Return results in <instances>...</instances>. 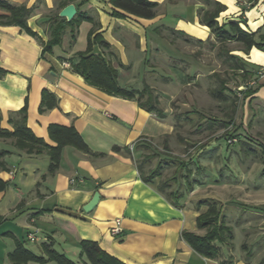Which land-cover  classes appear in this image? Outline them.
I'll list each match as a JSON object with an SVG mask.
<instances>
[{
	"label": "crops",
	"instance_id": "crops-1",
	"mask_svg": "<svg viewBox=\"0 0 264 264\" xmlns=\"http://www.w3.org/2000/svg\"><path fill=\"white\" fill-rule=\"evenodd\" d=\"M9 1L26 5L32 12L27 27L0 24V67L6 71L0 75V125L14 130L10 117L26 105L27 123L36 136L56 146L50 126L74 127L94 154L64 145L58 168L50 171L49 153H28L16 147L12 139L0 138V178L5 182L0 190V264H14L11 254L18 245L44 258L21 264H58L49 257V250L80 264L87 260L82 255L85 240L97 242L125 264H222L197 252L183 237L186 230L202 233L197 217L207 207L197 203L211 197L202 189L211 185L212 178L201 173L202 149L196 156L191 153L199 159L184 162L185 168L192 170L190 177L178 174V163L183 161L173 154L184 148L183 141L176 140L180 137L177 124L171 119L172 110L164 104L168 97L150 84L152 78L167 84L170 77L151 59H164L181 79L185 74L183 64L169 63L167 53L173 45L168 40L170 34L193 48L207 41L217 42L210 27L200 22V10L208 8L206 0H153L159 3L153 18L115 8L110 0H88L77 8L90 19L81 22L75 41L68 27L63 42L49 51H44V46L51 37L58 1ZM216 1L226 5L217 18L219 23L238 20L241 28L254 33L261 44L246 50L243 42L230 40L225 52L228 61L243 63L252 72L251 78L256 77L264 66V0ZM114 9L124 15H114ZM3 13L6 11L0 8ZM94 25L110 47L95 43L88 55L100 53L110 61L123 88L142 90L149 83L157 89L164 117L141 107L136 97L104 91L76 72L73 64L79 59L78 52L87 50ZM257 88L246 97L249 106L250 102L264 104V83ZM46 90L55 105L42 111ZM160 164L161 173L151 181L144 180ZM166 180L170 189L183 194L180 205L160 189ZM96 191L101 200L93 211L86 212L84 205ZM117 217L122 219L123 231L112 234ZM31 233L35 240L29 239ZM223 257L231 259V264H253L232 253L226 257L223 252Z\"/></svg>",
	"mask_w": 264,
	"mask_h": 264
},
{
	"label": "rangeland",
	"instance_id": "rangeland-1",
	"mask_svg": "<svg viewBox=\"0 0 264 264\" xmlns=\"http://www.w3.org/2000/svg\"><path fill=\"white\" fill-rule=\"evenodd\" d=\"M208 8L213 9L214 6L208 5ZM168 40L173 44L170 46L172 51L167 53L169 63L183 64L184 79L168 68L164 59H151L161 64L163 72L170 77L167 84L154 82L153 78L150 84L162 89L164 96L168 97L164 104L172 110L171 119L176 121L181 137L176 140L183 141L184 148L173 155L184 163L194 157L192 152L196 156L199 149L205 151L201 155L203 162H200L210 171L201 173L206 178L211 175L212 179L211 185L203 188L202 193H208L211 197L207 198L220 202L221 218L233 230L232 241L222 245L224 255L228 257L232 253L248 257L251 251L252 263L264 264V104L250 102L249 106L245 94L240 92L239 88L252 78L244 79L231 69L233 63L228 61L225 53L227 42L216 39L214 45L211 40L200 48H193L172 34ZM175 48L179 52L173 51ZM223 82L226 83L224 90L227 95L217 97L214 91ZM150 84L144 88L149 87L157 95V89H152ZM160 104L165 112L161 101ZM217 154L220 159H217ZM168 172H173V169ZM205 232L203 229L200 234Z\"/></svg>",
	"mask_w": 264,
	"mask_h": 264
},
{
	"label": "trees",
	"instance_id": "trees-1",
	"mask_svg": "<svg viewBox=\"0 0 264 264\" xmlns=\"http://www.w3.org/2000/svg\"><path fill=\"white\" fill-rule=\"evenodd\" d=\"M87 1L88 0H55V2L58 3V9L56 13H54V17H52L53 20H51L52 23L50 26L51 37L45 44L44 51H49L54 45L62 43L68 27L72 32V41H75L79 25L82 21L90 19V17L85 14V12H81L78 9L73 20L67 21L66 18L59 16V11L69 3H75L77 8H79ZM248 1L251 2V0ZM110 2L115 8H119L146 18L155 17L159 7V3L153 0H110ZM206 2L208 5H213L214 8H207L203 11L200 10V22L210 27L217 40L222 42H228L230 40L243 42L246 46V50H249L253 46L261 47V44L255 40V34L244 31L238 20L231 19L226 23H219L217 18L220 13L226 9V5L216 0H206ZM247 5L251 6V3ZM246 7L244 8L246 9ZM0 8H3L6 11V13L0 14V24H18L23 27H27V19L32 12V8L27 7L26 5L11 3L9 0H0ZM113 14L118 16L124 15L116 9H114ZM95 43L100 44V46L104 48L110 47V43L102 36V34L96 32V25H94L89 32L87 50L84 52H78L77 54L79 59L73 64L76 72L81 74L90 84L95 85L104 91L127 98L136 97L141 107L148 111L156 112L159 117H164V110L161 107L158 96L155 95L149 87L146 86L142 90H129L121 87L118 82V71L110 61H107L100 53H92L88 55V53L92 51ZM215 43L216 42H212V45ZM229 58L235 59L232 54H229ZM232 65L235 73L241 74L244 79L251 77L252 72H248L243 63L234 61ZM5 73L6 71L0 67V75ZM225 84L226 83L223 82L220 88L215 89V96L224 97L227 95L224 90ZM248 89L249 88L241 90V93L243 92L245 97L254 94L258 88H251L252 90ZM144 95L146 98H143ZM47 100L48 103L46 102ZM54 105L55 99L47 92V90L44 91L41 110L43 111L48 107H53ZM1 117L0 112V121ZM10 121L13 124L14 130L3 128L0 125V138L12 139L16 147L25 150L28 153H49L51 156L50 171H55L58 168L61 150L64 145L71 144L86 151L87 153L94 154L74 127L69 128L59 125L50 126V133L58 142V145L56 146H52L43 138L36 136L27 123L26 105L21 110L15 112V115L10 117ZM113 149L118 151L120 150V146H114ZM219 157L220 155L217 154V159H220ZM161 168L162 166L160 164L151 175L144 176V180L151 181L153 177L161 173ZM177 168L178 174L183 175V177H190L192 174V170L185 168V164L183 162H179ZM203 169L204 172L210 171V168ZM4 187L5 182L0 178V190ZM160 189L166 193L172 202L180 205V199L183 194L180 191L170 189V181L166 180L162 182L160 184ZM197 204L206 205L208 207L206 212L201 213L197 217L198 228L205 229L206 232L204 234H199L186 230L183 232V237L197 252L202 255L219 259L222 264H231L233 262L231 259L223 257L222 245L225 242L228 243V240L232 241L233 230L225 219L221 218L223 217V212H220V210H222L220 202L213 198H205L200 199ZM251 254V251H249L248 257H246L248 260L250 259ZM49 255V257L51 259H55L58 264H79L55 250H49ZM82 255H85L87 260L82 261L80 264H125V262L108 253L94 241L85 240L82 242ZM11 258L14 264H21L29 260L44 261L43 257L36 256L32 252L25 249L22 245H18L16 250L11 254Z\"/></svg>",
	"mask_w": 264,
	"mask_h": 264
},
{
	"label": "water",
	"instance_id": "water-1",
	"mask_svg": "<svg viewBox=\"0 0 264 264\" xmlns=\"http://www.w3.org/2000/svg\"><path fill=\"white\" fill-rule=\"evenodd\" d=\"M77 11L78 10L76 4L69 3L60 10L59 16L66 18L67 21H72L73 18L76 16ZM100 200H101V194L99 191H96L92 199L84 205V210L86 212L93 211L98 206Z\"/></svg>",
	"mask_w": 264,
	"mask_h": 264
},
{
	"label": "built area",
	"instance_id": "built-area-1",
	"mask_svg": "<svg viewBox=\"0 0 264 264\" xmlns=\"http://www.w3.org/2000/svg\"><path fill=\"white\" fill-rule=\"evenodd\" d=\"M262 83H264V66H261L258 69L256 77L252 78L249 82H247L245 84L244 87H240L239 89L245 90L248 86L256 87L257 85L259 86ZM241 90H240V92H241ZM122 231H123L122 219L120 217H117L114 220V223L111 227V232H112V234H119ZM29 239L35 240L36 239L35 234H33V233L29 234Z\"/></svg>",
	"mask_w": 264,
	"mask_h": 264
}]
</instances>
